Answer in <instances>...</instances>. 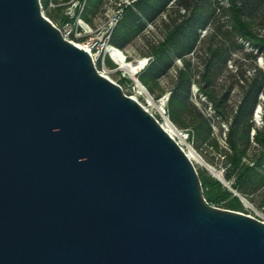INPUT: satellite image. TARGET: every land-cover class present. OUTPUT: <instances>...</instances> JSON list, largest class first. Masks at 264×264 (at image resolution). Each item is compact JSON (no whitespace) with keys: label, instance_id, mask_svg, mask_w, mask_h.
<instances>
[{"label":"water","instance_id":"obj_1","mask_svg":"<svg viewBox=\"0 0 264 264\" xmlns=\"http://www.w3.org/2000/svg\"><path fill=\"white\" fill-rule=\"evenodd\" d=\"M0 264H264V222L209 204L180 145L40 0H0Z\"/></svg>","mask_w":264,"mask_h":264},{"label":"trees","instance_id":"obj_2","mask_svg":"<svg viewBox=\"0 0 264 264\" xmlns=\"http://www.w3.org/2000/svg\"><path fill=\"white\" fill-rule=\"evenodd\" d=\"M95 2L88 0L86 12ZM41 3L48 7L50 0ZM166 12V20L160 19ZM158 20L164 33L160 40H147L150 59L137 76L139 81L153 93V85L180 60L166 103L168 118L181 128L189 126L202 142L210 138V119L191 101V87L197 84L213 117L228 124V151L223 155L225 180L239 196L252 204L260 196L264 205V112L262 126L253 119L260 106L259 96L264 93V68L256 64L258 56L264 60V33L260 32H264V0H133L124 7L110 43L123 50L148 24ZM202 31L206 34L201 38ZM246 44L250 51H245ZM238 52L252 62L247 68L235 67L232 72L228 63ZM194 54L196 64L192 60ZM221 76L224 81L220 84ZM234 88L238 100L231 106ZM250 151L255 152L253 156ZM198 175L209 204L241 211L238 196L207 171H198Z\"/></svg>","mask_w":264,"mask_h":264},{"label":"rangeland","instance_id":"obj_3","mask_svg":"<svg viewBox=\"0 0 264 264\" xmlns=\"http://www.w3.org/2000/svg\"><path fill=\"white\" fill-rule=\"evenodd\" d=\"M70 1L71 0H57L56 1L57 3L53 2L54 6H52L49 3L48 7H43L45 17L48 18L50 21H52L54 24L61 23L64 19L63 9L65 8V5L63 4H67ZM118 1L119 0H99L97 2L96 0L95 4L89 6L88 12H86L85 9L86 18L83 16L84 20L88 22L91 27H96L101 25L105 21L106 14L115 7V3H117ZM166 14L167 12L164 13V15L160 17V19L166 20L167 18ZM260 32L264 33L262 31ZM163 33H164L163 24L159 20L155 24L152 25L148 24L145 27L144 31L139 36L135 37L133 41H131V43L128 44V46L122 50L123 54L127 57L126 58L127 62L134 63L143 58H149L148 56L149 48H148L147 40H153V41L160 40ZM205 34L206 32L204 34L201 33V38ZM245 46H246L245 51L251 50V47L249 45L246 44ZM199 47H201V44L199 45ZM253 51H254L253 53H255L254 49ZM195 56L196 54L193 55L192 60L196 64L198 59ZM251 62H252L251 58L244 57L242 52H238L235 55H233V59L228 63V68L232 72H234L235 67L247 68ZM175 64L176 67L169 70L166 76L161 77L156 82V84L153 85V93L149 92L148 89L144 86L147 92L149 93V95L152 96L154 105L152 104L151 106L148 105L150 103H148L145 95L138 93V88L136 86V83L133 81L132 77L128 74L127 71L120 69L117 65H114L112 63H106V69L109 70V73L106 76L113 82L120 85L123 92L127 96L136 98L140 104H142L144 107L149 109V111L153 113V115L156 117V119L159 121L160 124L162 123L165 124L164 118L159 115V113H161L160 104L162 101H164L165 103L164 109L166 110V103L168 101L169 90L176 76V68L180 67L181 65L180 60L177 59L175 61ZM256 64L264 68V60L261 58V56H258L256 58ZM197 68H198L197 70H200V66H197ZM143 69L139 70L135 74L134 78L138 79L137 76L140 74V72ZM196 78L198 79V76H196L195 79ZM220 79L221 80H219V83L221 84L224 81L223 76H221ZM230 96L231 97L229 103L231 104V106H233L238 100V91L236 88L233 89ZM259 100L261 107V115H260L261 117L262 113L264 112V93L259 96ZM191 101L198 108L202 110V112L206 115V117L210 119L212 133L208 140L202 142L196 137V134L193 132L192 129H190L189 126L187 127L188 129H186V128H181L172 123L178 130H182V131L187 130V132L190 134L186 138V140L182 137L184 142L183 150L189 153V149H193L204 160L205 163H207L210 167H212L216 172L222 173L224 176L227 167L223 155L225 151H228V146L225 136V133L227 132L228 129V124L220 120L219 118L213 117V112L210 109L209 105L207 104V99L198 89L197 84H193L191 87ZM255 118L256 117L254 114L253 117L255 121L254 123L256 125L261 124L262 126L263 125L262 118L261 120L257 119V122ZM254 153L255 152L250 151L249 155L253 156ZM193 164L197 172L201 170H205L210 176H212L208 172V170L205 169V166H202L197 162H193ZM212 177L216 179L214 176ZM261 201L262 199L260 196L256 198L254 204L248 201L251 204V207L245 206L241 202L242 209L241 211H237V212H241L245 215H249L264 222V205L261 204ZM214 206L225 209L222 207V204H217V205L215 204Z\"/></svg>","mask_w":264,"mask_h":264},{"label":"built area","instance_id":"obj_4","mask_svg":"<svg viewBox=\"0 0 264 264\" xmlns=\"http://www.w3.org/2000/svg\"><path fill=\"white\" fill-rule=\"evenodd\" d=\"M132 1L133 0H119L117 3H115V7L106 14L105 21L101 25L91 27L90 24L83 18L87 0H71L69 3L63 4L65 5V8L63 9V21L59 24H54L52 21L51 22L58 29L63 39L87 51L97 71L100 74L106 76L109 73V70L106 69V63H112L118 66L114 58V52L118 48L110 43L113 30L122 17L124 7L129 5ZM50 4L54 6L52 0H50ZM41 9L44 14L42 3ZM202 33L204 34L205 31H202ZM124 57L125 59L127 58L125 55ZM143 59L145 60V64L143 66L144 68L148 64L150 58ZM164 104V101H162L160 104L161 113H159V115L165 119V117L168 118V116L166 114V110L164 109ZM148 105L151 106L150 104ZM144 108L153 115V113L149 111V109H147L146 107ZM254 114L256 117V122L257 119L261 120V108H259V106L255 110ZM257 126H261V124ZM179 131L185 140L190 135L187 130ZM174 140L183 149L184 142L182 141V139H180L179 137H175Z\"/></svg>","mask_w":264,"mask_h":264},{"label":"bare ground","instance_id":"obj_5","mask_svg":"<svg viewBox=\"0 0 264 264\" xmlns=\"http://www.w3.org/2000/svg\"><path fill=\"white\" fill-rule=\"evenodd\" d=\"M114 58L116 63L118 64V67L120 69H123L125 71L128 72V74L132 77V79H135L134 76L135 74L141 70L145 64V60L141 59L138 60L134 63L131 62H127V60L124 57V54L121 50H115L114 52ZM138 88V93L145 95L148 103H150V105H154L153 99L152 97L149 95V93L147 92V90L145 89V87L141 86L140 84L137 85ZM165 124H162V127L164 128V130L166 132H168L172 137H179L180 139H182V135L180 134V131L172 124V122L165 117L164 119ZM183 141V139H182ZM186 153V155L189 157V159L193 162H197L198 164L205 166L206 168H208L210 170V172L215 175L216 177H219L221 179V174L216 172L212 167H210L207 163L204 162V160L193 150V149H189V153L184 151ZM245 206L251 207V204L248 202H244Z\"/></svg>","mask_w":264,"mask_h":264}]
</instances>
